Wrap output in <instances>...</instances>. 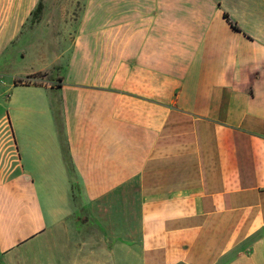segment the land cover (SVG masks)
<instances>
[{
  "label": "crops",
  "instance_id": "obj_1",
  "mask_svg": "<svg viewBox=\"0 0 264 264\" xmlns=\"http://www.w3.org/2000/svg\"><path fill=\"white\" fill-rule=\"evenodd\" d=\"M78 4L0 109V264H264V0Z\"/></svg>",
  "mask_w": 264,
  "mask_h": 264
},
{
  "label": "rangeland",
  "instance_id": "obj_2",
  "mask_svg": "<svg viewBox=\"0 0 264 264\" xmlns=\"http://www.w3.org/2000/svg\"><path fill=\"white\" fill-rule=\"evenodd\" d=\"M40 2V9L24 27L16 44L10 46L0 58L1 110L6 106L9 109L10 92L7 88L15 78L39 68L44 61L49 65L51 75L63 72L71 46L73 27L77 20L78 0H41ZM42 74L44 73L40 71L35 75ZM7 198L12 204L15 202V197Z\"/></svg>",
  "mask_w": 264,
  "mask_h": 264
},
{
  "label": "trees",
  "instance_id": "obj_3",
  "mask_svg": "<svg viewBox=\"0 0 264 264\" xmlns=\"http://www.w3.org/2000/svg\"><path fill=\"white\" fill-rule=\"evenodd\" d=\"M40 3H41V2H40ZM40 3L37 5L36 9H35L34 12L32 13V17L34 16L35 12L38 11V10L40 9V5H41ZM224 16H225V17L231 22V25H232L233 27L238 28V27L235 25V23L232 22V21L230 20V18L228 17V15H227L226 13L224 14Z\"/></svg>",
  "mask_w": 264,
  "mask_h": 264
}]
</instances>
